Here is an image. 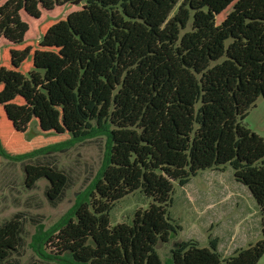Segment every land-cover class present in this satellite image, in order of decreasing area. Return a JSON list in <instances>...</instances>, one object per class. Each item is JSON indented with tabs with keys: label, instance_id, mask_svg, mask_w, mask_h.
Returning a JSON list of instances; mask_svg holds the SVG:
<instances>
[{
	"label": "trees",
	"instance_id": "1",
	"mask_svg": "<svg viewBox=\"0 0 264 264\" xmlns=\"http://www.w3.org/2000/svg\"><path fill=\"white\" fill-rule=\"evenodd\" d=\"M178 3L0 0V157L24 164L26 188L46 180L57 207L71 180L37 160L108 137L97 179L37 241L42 262L32 264H163L158 244L183 231L170 217L175 186L228 167L256 202L261 239L226 258L216 239L179 242L169 264L264 257V139L244 126L264 100V0H184L174 14ZM79 6L35 40L44 15ZM138 191L149 207L112 226L114 208ZM24 222L0 226V264H19Z\"/></svg>",
	"mask_w": 264,
	"mask_h": 264
},
{
	"label": "rangeland",
	"instance_id": "2",
	"mask_svg": "<svg viewBox=\"0 0 264 264\" xmlns=\"http://www.w3.org/2000/svg\"><path fill=\"white\" fill-rule=\"evenodd\" d=\"M178 2L174 14L184 0ZM79 9L81 6L60 9L44 15L32 31L35 40H39L40 27L43 23L60 21ZM244 126L264 139V100H259L256 109L249 112ZM33 136L34 133L31 137ZM107 146L108 137L101 135L96 139L50 152L37 160L57 166L71 180L65 199L57 207H53L46 197L49 186L46 180H40L34 189H28L25 186L24 164L0 157V226L17 214H21L25 221L24 244L14 256L19 264L42 262L36 251L37 241L54 231L58 223L95 182L104 167ZM230 181L236 184L233 180V171L228 167V171L224 173L201 172L184 188L175 186L170 217L183 228V231L177 237H172L168 244H158L156 251L163 264H169L171 250L179 242L192 240L198 242L202 248H209V242L213 240V231L217 228L220 238L218 251L222 258L229 257L237 249L245 248L248 243H255L261 239L260 214L255 201L241 185L229 189L226 183ZM227 194L229 196L225 198ZM149 202L140 191L126 197L112 211L111 225L130 224L134 214L147 209ZM240 239L245 242L240 244ZM258 264H264V257Z\"/></svg>",
	"mask_w": 264,
	"mask_h": 264
},
{
	"label": "crops",
	"instance_id": "3",
	"mask_svg": "<svg viewBox=\"0 0 264 264\" xmlns=\"http://www.w3.org/2000/svg\"><path fill=\"white\" fill-rule=\"evenodd\" d=\"M256 109V108H255ZM226 171H228V168L226 169ZM225 171V172H226ZM213 173H224V172H220V171H212ZM232 177V176H231ZM231 179V178H230ZM233 180H234V177H233ZM234 182L236 183L235 185H236V187H238V185L240 186L241 184H239V183H237L235 180H234ZM227 185V187L229 188V189H232L233 187H235V185H234V183L232 182V181H230V182H228V183H226ZM188 185V184H187ZM186 185V186H187ZM185 186V187H186ZM241 187H243L245 190H247V192L249 193V195L251 196V198L253 199V197H252V195H251V193L249 192V190L246 188V187H244L243 185H241ZM182 188H184V187H182ZM244 190V191H245ZM246 192V191H245ZM227 196H229L228 194L225 196V198H227ZM254 200V199H253ZM256 203V202H255ZM218 229L219 228H217L215 231H213L214 232V234H212V237H213V240L214 239H216V240H218V250H219V244H220V238H219V236H218ZM236 231V230H235ZM237 232V231H236ZM233 236H235V235H233ZM239 242H240V244H243L244 242H245V240H243V239H240L239 240ZM249 244V243H248ZM241 249H242V247H241ZM238 250V249H237Z\"/></svg>",
	"mask_w": 264,
	"mask_h": 264
}]
</instances>
